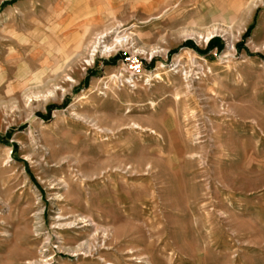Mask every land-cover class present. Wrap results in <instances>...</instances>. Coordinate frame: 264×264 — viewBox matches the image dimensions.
I'll use <instances>...</instances> for the list:
<instances>
[{
  "label": "rangeland",
  "instance_id": "1",
  "mask_svg": "<svg viewBox=\"0 0 264 264\" xmlns=\"http://www.w3.org/2000/svg\"><path fill=\"white\" fill-rule=\"evenodd\" d=\"M145 1L0 0V264H264V0Z\"/></svg>",
  "mask_w": 264,
  "mask_h": 264
},
{
  "label": "bare ground",
  "instance_id": "2",
  "mask_svg": "<svg viewBox=\"0 0 264 264\" xmlns=\"http://www.w3.org/2000/svg\"><path fill=\"white\" fill-rule=\"evenodd\" d=\"M121 27V26H118ZM213 34L214 32L211 33H207V35H205L204 39L205 42L208 43L212 38H213ZM115 35V39L113 41V43L111 45H108V39L112 36ZM127 44V40L120 37V32H117V29L111 30L110 32H106L105 33L97 36L95 38V40L90 44L89 46V57L90 59L88 60L87 63L91 64V62H93L94 57L96 55V53H98L99 50H101L103 53H112L113 51H115L118 47H123L124 45ZM178 63V62H176ZM157 78V75H149L148 78ZM30 85L29 81H25V83L22 85L24 87H28ZM91 252V251H90ZM89 252V253H90ZM104 264H113L111 262H107L104 259L102 260Z\"/></svg>",
  "mask_w": 264,
  "mask_h": 264
},
{
  "label": "trees",
  "instance_id": "3",
  "mask_svg": "<svg viewBox=\"0 0 264 264\" xmlns=\"http://www.w3.org/2000/svg\"><path fill=\"white\" fill-rule=\"evenodd\" d=\"M250 32V30L248 31V33ZM185 47H188V48H191L193 49L194 51L202 54V55H207L209 52H211L212 50L216 49L218 51V53L222 52L224 50V43L223 41L220 39V38H214L212 39L208 46H207V49L205 51H202L200 50L198 47H196L193 43L191 42H188L185 44ZM117 61L114 60L112 62H109L110 64H107V65H115ZM56 106H49V112H51L53 109H55ZM15 147V146H13Z\"/></svg>",
  "mask_w": 264,
  "mask_h": 264
},
{
  "label": "built area",
  "instance_id": "4",
  "mask_svg": "<svg viewBox=\"0 0 264 264\" xmlns=\"http://www.w3.org/2000/svg\"><path fill=\"white\" fill-rule=\"evenodd\" d=\"M127 62H131L130 60H127ZM128 74L135 77H141L144 75V68L142 63L138 62L137 60H134L131 62L129 68H128Z\"/></svg>",
  "mask_w": 264,
  "mask_h": 264
},
{
  "label": "crops",
  "instance_id": "5",
  "mask_svg": "<svg viewBox=\"0 0 264 264\" xmlns=\"http://www.w3.org/2000/svg\"><path fill=\"white\" fill-rule=\"evenodd\" d=\"M147 1V0H146ZM146 1L144 2V4H143V6L145 7V8H152V9H155V7H153V6H151V7H148V5H146L147 3H146Z\"/></svg>",
  "mask_w": 264,
  "mask_h": 264
}]
</instances>
